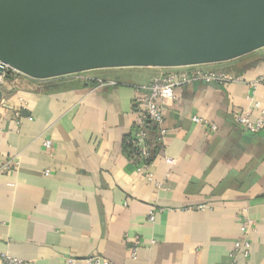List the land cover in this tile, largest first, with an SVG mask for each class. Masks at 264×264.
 I'll return each instance as SVG.
<instances>
[{
	"label": "crops",
	"instance_id": "0c3cea01",
	"mask_svg": "<svg viewBox=\"0 0 264 264\" xmlns=\"http://www.w3.org/2000/svg\"><path fill=\"white\" fill-rule=\"evenodd\" d=\"M204 68L253 81L264 76V48ZM129 70L2 78L0 264L2 255L23 264L68 257L84 264L93 256L115 264H264V127L252 134L234 123L249 106L245 84L175 90L162 105L167 134L160 144L155 131L149 142L151 183L125 146L141 119L135 89L162 70ZM256 100L264 105V82ZM194 116L217 130L193 123ZM14 158L17 169L2 171ZM242 217L254 223L247 235ZM244 238L248 257L234 253Z\"/></svg>",
	"mask_w": 264,
	"mask_h": 264
},
{
	"label": "water",
	"instance_id": "95a60500",
	"mask_svg": "<svg viewBox=\"0 0 264 264\" xmlns=\"http://www.w3.org/2000/svg\"><path fill=\"white\" fill-rule=\"evenodd\" d=\"M264 48V0H0L1 80L227 62Z\"/></svg>",
	"mask_w": 264,
	"mask_h": 264
},
{
	"label": "built area",
	"instance_id": "2783aa9c",
	"mask_svg": "<svg viewBox=\"0 0 264 264\" xmlns=\"http://www.w3.org/2000/svg\"><path fill=\"white\" fill-rule=\"evenodd\" d=\"M205 65H191L182 67L160 68L162 70L157 75L143 86L135 89L136 92V108L141 116L138 124V130L133 136V143L136 147V156L133 157V162L136 164V172L142 174L146 181L153 183V175L150 168L153 166V156L150 151L148 140V125H153L156 129L157 142L162 143L167 131L163 127L162 105L165 102L173 101L175 90L194 82L215 83L225 85L228 83H240L246 86L245 100L249 106L240 112L234 114V123L237 127L246 132L256 134L264 127V105L256 100V90L260 84L264 82V76L253 81H244L241 77L227 73L213 72L204 68ZM11 71L13 74H18L17 71L7 69L5 72ZM256 111L257 116L254 121L251 119V112ZM191 121L197 125H201L205 129H209L214 133L217 130L216 125L208 122L205 119L194 116ZM43 147L47 150L52 148V143L49 140L43 142ZM165 162L169 165L174 164L171 159H166ZM19 162L16 159H10L1 167L2 171L13 172L17 169ZM198 208H202L201 206ZM149 221L153 222L155 214L152 212L149 215ZM241 230L244 235L254 231V223L247 217L241 219ZM138 241H135L131 249V257L135 259L138 249ZM250 242L244 238L234 242V253H239L248 257L250 255ZM4 264H23L22 261L9 257L8 255L1 256ZM76 259L68 257L64 259V264H75ZM84 264H115L108 260L102 259L99 256L89 257L83 260Z\"/></svg>",
	"mask_w": 264,
	"mask_h": 264
},
{
	"label": "trees",
	"instance_id": "16d2710c",
	"mask_svg": "<svg viewBox=\"0 0 264 264\" xmlns=\"http://www.w3.org/2000/svg\"><path fill=\"white\" fill-rule=\"evenodd\" d=\"M11 73H12L11 71H7V72H5L4 77H5V78H8V77L10 76ZM147 131H148V134H149V136H148V140H149V142L151 143V141L153 140V139H152V134L155 133L156 129H155V127H154L153 125H148V127H147ZM131 139H132V138H130L129 143L125 146V150H126L127 154H128L130 157H135L136 154H137V153H136V147L134 146V143H133V141H132ZM154 140H155V139H154ZM154 140H153V142H154Z\"/></svg>",
	"mask_w": 264,
	"mask_h": 264
},
{
	"label": "rangeland",
	"instance_id": "374dc122",
	"mask_svg": "<svg viewBox=\"0 0 264 264\" xmlns=\"http://www.w3.org/2000/svg\"><path fill=\"white\" fill-rule=\"evenodd\" d=\"M138 67H132L130 69H133V70H129V71H137V70H134V69H137ZM84 73V72H83Z\"/></svg>",
	"mask_w": 264,
	"mask_h": 264
}]
</instances>
